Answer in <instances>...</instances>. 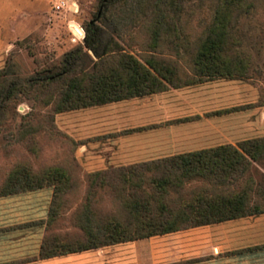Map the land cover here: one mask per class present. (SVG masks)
Wrapping results in <instances>:
<instances>
[{"label": "rangeland", "instance_id": "374dc122", "mask_svg": "<svg viewBox=\"0 0 264 264\" xmlns=\"http://www.w3.org/2000/svg\"><path fill=\"white\" fill-rule=\"evenodd\" d=\"M100 1L0 0V190L13 175L20 178L19 188L44 185L9 195L18 199L4 203L0 210L7 219L41 217L46 202L34 196L40 190H53L47 237L66 242L82 237L78 224L84 212L95 217L89 206L97 202L103 212L113 213L114 205L110 183L96 189L91 184V175L106 170V162L95 159V147L89 153L82 151L85 141L80 139L83 126L91 127L98 118L99 106L54 114L52 100L63 85L45 88L31 82L47 71L60 70L67 55L79 48L84 53L75 58L76 71L83 77L94 73L93 65L99 64L95 52L85 48L84 40H76L71 23L87 28L97 20L103 31L96 48L119 46L137 59L166 61L175 67L178 82L229 84L223 104L246 105L226 111L228 136L216 140L241 143L264 138V0H244L232 26L234 43L227 45L247 68L246 76L213 80L206 77L209 58L199 55L220 0H120L98 19ZM224 57L228 63L226 57L232 56L226 52ZM213 95L209 103L216 105L219 99ZM121 163L112 161L107 168Z\"/></svg>", "mask_w": 264, "mask_h": 264}, {"label": "trees", "instance_id": "16d2710c", "mask_svg": "<svg viewBox=\"0 0 264 264\" xmlns=\"http://www.w3.org/2000/svg\"><path fill=\"white\" fill-rule=\"evenodd\" d=\"M118 1L101 0L98 19ZM243 3L244 0L219 1L199 55L209 58L206 77L211 80L246 76L245 65L232 49H227V45L234 43L232 26L245 7ZM96 21L89 23L87 28L83 27L85 48L95 52L99 63L93 65L94 73L83 77L76 71L75 58L84 53L79 48L67 55L60 70L47 71L31 79L33 84L45 88L63 85L58 90L59 96L52 100L54 114L156 94L167 90V84L179 87L199 83L176 81V69L166 61L152 57L140 60L119 46L99 50L96 45L103 30ZM226 52L232 56L226 57L228 63L224 61ZM257 166L264 169V138L247 140L237 147L224 145L95 172L91 175L93 189L110 183L115 211L105 213L97 202L89 206V214L95 217H87L86 212L81 216L78 228L82 237L70 242L61 241L57 236L47 237L40 257L47 259L90 251L264 215V173ZM19 179V176H11L1 188L0 196L44 187L39 184L19 188Z\"/></svg>", "mask_w": 264, "mask_h": 264}, {"label": "crops", "instance_id": "0c3cea01", "mask_svg": "<svg viewBox=\"0 0 264 264\" xmlns=\"http://www.w3.org/2000/svg\"><path fill=\"white\" fill-rule=\"evenodd\" d=\"M227 85L167 84L163 92L97 106L98 118L91 127L83 126L82 151L89 153L95 147V159L105 161L108 170L118 159L122 160L118 167H126L237 144L240 141L216 140L228 136L226 111L246 105L223 104ZM213 93L219 99L216 105L209 103ZM37 192L41 194L34 197L46 202L41 217L7 219L0 210V264H264V215L41 259L51 224L47 213L53 190ZM15 199L2 197L0 206Z\"/></svg>", "mask_w": 264, "mask_h": 264}, {"label": "built area", "instance_id": "2783aa9c", "mask_svg": "<svg viewBox=\"0 0 264 264\" xmlns=\"http://www.w3.org/2000/svg\"><path fill=\"white\" fill-rule=\"evenodd\" d=\"M58 7L60 8V6ZM70 10H72V7H70ZM70 30L73 36L76 38V40L83 41L85 39L86 32L83 26H80L79 24H76V23H71Z\"/></svg>", "mask_w": 264, "mask_h": 264}]
</instances>
